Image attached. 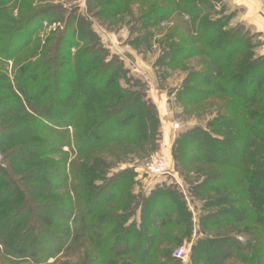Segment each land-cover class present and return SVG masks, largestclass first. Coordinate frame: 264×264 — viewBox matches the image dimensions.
I'll list each match as a JSON object with an SVG mask.
<instances>
[{"label":"trees","instance_id":"1","mask_svg":"<svg viewBox=\"0 0 264 264\" xmlns=\"http://www.w3.org/2000/svg\"><path fill=\"white\" fill-rule=\"evenodd\" d=\"M11 1L0 0V9ZM196 3L184 0L181 6L192 14L200 10ZM44 15L11 21L12 28L0 20L1 60L14 61L30 44L32 31L41 16L46 19ZM64 34L57 36L53 47L42 48V61L16 71L13 86L0 77V91L10 92L0 98V264H76L72 258L79 236L85 251L83 264H158L160 256L162 264H178L170 257L172 243H181L192 233L185 197L166 185L156 186L148 196H134L133 172L111 173L113 167L103 157L156 149L158 119L145 85L127 77L123 63L99 45L84 20L76 38L82 46L73 56L69 52L73 43ZM242 41L237 32H225L220 23L207 20L195 39L202 47L174 46L169 53L173 61H184L196 51L210 59L209 67L186 77L178 95L181 100L194 105L209 95L223 94L235 105L234 113L210 122L208 129L214 134L196 128L181 134L175 143L177 165L187 168L198 162L196 170L207 171L203 180L191 186L190 196L209 209L228 206L198 217L204 232L243 224L254 225L264 234V176L256 180L264 175V165L257 163V154L250 158L249 153L264 140V110H254L264 107L260 88L264 59L249 55L229 62ZM48 88L57 95L54 101L45 98ZM23 102L34 120L26 115ZM30 120L43 127L42 133H51L49 144L41 136L33 138L36 132L27 130ZM217 127L226 130L221 139L222 134L214 131ZM239 129L246 133L237 135ZM28 135L30 139L22 143ZM235 146L241 147L236 157L240 164L231 159ZM50 155L59 158L52 162ZM242 164L243 176L235 178L234 171ZM232 204L238 208L229 207ZM237 249L234 238L217 232L197 239L190 264H224L237 256Z\"/></svg>","mask_w":264,"mask_h":264},{"label":"rangeland","instance_id":"2","mask_svg":"<svg viewBox=\"0 0 264 264\" xmlns=\"http://www.w3.org/2000/svg\"><path fill=\"white\" fill-rule=\"evenodd\" d=\"M102 1L12 0L2 6L0 9L1 24H8L11 28L13 27L9 23L11 21L20 22L22 19L41 15L43 12L47 15H44L46 19L41 16L32 31L33 38H31L30 44L16 55L14 61L0 59V77H6L10 85L13 86L12 81L16 71L22 65L42 61V48L53 47L59 34L65 33L64 35L69 36V40L73 43L70 45L69 52L73 56L82 46L76 38L79 37L80 20H84L88 29L98 39L99 45L109 55L116 56L123 63L125 70L128 71L127 77L140 80L145 85L147 98L154 106L158 119L156 149L151 152V148L148 147V154L132 153L121 157L117 153H112L113 155L104 154L103 157L113 167L111 173L123 170L133 172L131 191L134 196H148L156 186L166 185L174 186L185 197L192 214V233L189 238L178 237L180 240L183 239L181 243H172L170 257L178 261V264H190L191 249L197 239L210 238L218 232L219 235H229L238 243L237 256L226 260L224 264H264V250L263 253L260 252L261 246L264 245V234L258 227L240 224L220 228L215 233L207 230L204 232L199 226V216L228 206L209 209L204 202L190 196L191 186H195L197 181L203 180L207 171H205L206 168L197 171L196 166L201 165L198 162H194L187 168L181 164L177 165L174 159L175 143L181 134L196 128L209 133L213 132V129H208L210 122L217 116L234 113L235 105L223 94L212 97L209 95L207 99L194 105L181 100L178 95L186 77L191 72H199L203 68L209 67L210 59H207V56L202 55L199 51L184 61H173L169 54L170 49L174 46L175 48L202 47L195 44V39L198 36V30L208 20L211 23H220L221 30L225 32H237L239 38H242V47L228 60L229 62L236 63L240 58H246L249 55L254 59H264V0H196V5L200 10L195 11L196 13L192 12V14L187 13V10L184 9L185 6H181L184 0H106V4L103 5ZM185 1L189 3L190 0ZM21 27L15 32L19 31ZM214 72H216L215 68ZM62 75H64V79H67L66 73ZM52 82H56V80L52 79ZM260 88L264 90V82ZM46 90L48 93L45 98L50 97L49 99L54 101V96L57 97L54 90L50 88ZM5 94H10V92L0 91V98ZM22 105L26 115L34 120L35 115L32 110L26 106L25 102ZM46 106L48 107L47 104ZM253 106L254 104L249 109ZM261 108L264 110V107L261 106L254 110ZM52 109L56 110V107ZM12 115L14 116V113ZM23 121L24 124L27 123L25 119ZM43 125L48 124L44 122ZM175 125L178 127L174 128ZM42 128L31 120L30 127L27 126L30 133L36 132L33 134L35 135L33 138L41 136L49 144V140H53V137L49 131L42 133ZM52 130L60 131L58 127H53ZM214 131H219L222 134H219L220 139L226 134V130L221 127L215 128ZM68 133L69 135L72 133L71 129H68ZM244 133L246 132L241 129L237 131V135ZM29 137V135L26 136V140H21V142L26 144ZM258 142L257 146L250 148V158L257 154V163L264 165V140L261 139ZM52 143L50 142L53 148L54 144ZM240 148L235 146L231 150V159L235 164H240V160L236 158L241 154ZM63 151L68 152L67 148H63ZM159 153L166 155L167 170L170 174L163 176L147 174L145 172L146 165ZM192 155L195 156L194 153ZM58 158V155H52L50 160L56 162ZM244 169L243 166L238 172L234 171L235 178L243 176L242 170ZM223 170L231 171V169ZM263 176H257L256 180ZM236 182L239 183V179ZM58 184L57 186H60ZM67 184L69 185L70 182ZM78 188L80 189V186ZM204 206L208 211L204 209ZM233 206L238 208V205H229V207ZM181 232H184V229ZM76 237L75 233V240ZM82 243L83 239L79 236L74 244L73 263L83 264L85 251L81 248ZM178 250H184L183 259L174 257V253ZM158 259L160 260H157L158 264H162L161 256ZM52 261L53 259H50L48 263Z\"/></svg>","mask_w":264,"mask_h":264},{"label":"built area","instance_id":"3","mask_svg":"<svg viewBox=\"0 0 264 264\" xmlns=\"http://www.w3.org/2000/svg\"><path fill=\"white\" fill-rule=\"evenodd\" d=\"M178 126L175 125L174 128ZM0 162H1V154H0ZM145 172L149 175L155 176H163L169 175L170 173L167 170V160L166 155L163 153L157 154L155 157L151 159V161L146 165ZM184 250H178L174 253V257L177 259L184 258Z\"/></svg>","mask_w":264,"mask_h":264}]
</instances>
